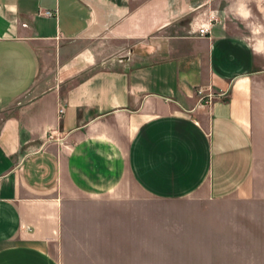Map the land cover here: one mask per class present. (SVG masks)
<instances>
[{"label":"crops","instance_id":"1","mask_svg":"<svg viewBox=\"0 0 264 264\" xmlns=\"http://www.w3.org/2000/svg\"><path fill=\"white\" fill-rule=\"evenodd\" d=\"M262 252L264 0H0V264Z\"/></svg>","mask_w":264,"mask_h":264},{"label":"built area","instance_id":"2","mask_svg":"<svg viewBox=\"0 0 264 264\" xmlns=\"http://www.w3.org/2000/svg\"><path fill=\"white\" fill-rule=\"evenodd\" d=\"M42 14V13H41ZM44 15H46V16H50V17H52V16H54V14L52 13V12H50V11H45L44 13H43ZM205 33H206V30H205V28H201L200 30H199V34L200 35H205ZM198 94H199V96H201L200 97V102H201V106L202 107H206V106H210L212 103H213V100L217 97L216 95H214L213 93H206L205 92V90H203L202 88H199L198 89ZM222 96V95H221ZM62 112V111H61ZM55 138V132H50V135H49V139H54Z\"/></svg>","mask_w":264,"mask_h":264},{"label":"rangeland","instance_id":"3","mask_svg":"<svg viewBox=\"0 0 264 264\" xmlns=\"http://www.w3.org/2000/svg\"><path fill=\"white\" fill-rule=\"evenodd\" d=\"M264 264V252L261 253V259L258 261V264Z\"/></svg>","mask_w":264,"mask_h":264}]
</instances>
